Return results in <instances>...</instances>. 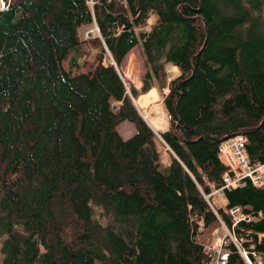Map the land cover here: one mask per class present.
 I'll return each mask as SVG.
<instances>
[{
	"label": "trees",
	"instance_id": "obj_1",
	"mask_svg": "<svg viewBox=\"0 0 264 264\" xmlns=\"http://www.w3.org/2000/svg\"><path fill=\"white\" fill-rule=\"evenodd\" d=\"M0 2V264H208L198 235L222 221L264 264V185L213 200L226 137L246 133L264 162V0ZM137 45L140 90L121 70ZM168 64L164 164L135 100L167 86ZM235 207L252 219L235 223Z\"/></svg>",
	"mask_w": 264,
	"mask_h": 264
},
{
	"label": "built area",
	"instance_id": "obj_2",
	"mask_svg": "<svg viewBox=\"0 0 264 264\" xmlns=\"http://www.w3.org/2000/svg\"><path fill=\"white\" fill-rule=\"evenodd\" d=\"M248 136L246 133H239L224 140L219 147V157L224 165L225 188H235L245 185L247 180L252 181L257 187L264 185V163H254L247 152ZM235 223L240 220H251L252 215L242 207H235L231 210ZM229 236L236 244L241 253L246 257L249 264H254L249 259L241 247L240 240L234 237L233 233L227 229L225 235L218 244L210 248V259L208 264H227L229 251L227 250Z\"/></svg>",
	"mask_w": 264,
	"mask_h": 264
},
{
	"label": "rangeland",
	"instance_id": "obj_3",
	"mask_svg": "<svg viewBox=\"0 0 264 264\" xmlns=\"http://www.w3.org/2000/svg\"><path fill=\"white\" fill-rule=\"evenodd\" d=\"M1 5L2 4L0 2V8H1ZM88 32L89 31L87 27L82 28V33L85 36L90 34ZM138 46L139 47L138 49L136 48V51H134L133 49L128 54V56H126L121 66L122 72L123 71L126 73L128 72L129 74L128 73L127 74L130 75V77L133 79L134 82L137 81V79L139 78L138 77L139 73L142 72L143 74V72L145 71L144 69L145 60H143V56L141 54V47L140 45ZM139 56H141L142 58L143 67H142V63L140 61ZM69 64H70L69 60L68 59L65 60L64 65L67 69H69ZM73 71L74 73L78 72L76 68H74ZM157 90H158L157 97H159V99L161 100L157 101L154 105H152L151 108L146 107V111L144 112H145V116L147 115L146 119L148 123L152 126V128L156 130L155 132L159 134V132H164L170 128L172 115L166 108L165 103L163 102V98L161 97L162 89L157 87ZM118 131L124 139H128L129 137L133 136L136 133L137 129L134 123H132L129 120H126L122 122L121 124H119ZM157 136H158V139L162 141L160 135H157ZM161 143H163L161 144L162 146H160L162 162L164 164H167L170 161L171 151L169 150V147H167L163 141ZM213 200L218 205H224L226 202L224 196L222 195V191H219V193L214 194ZM225 235H227V226L224 229V227L220 225L219 227L209 229L205 233L198 235V238L203 240V242L206 244L207 249L208 248L210 249L214 245L218 244Z\"/></svg>",
	"mask_w": 264,
	"mask_h": 264
},
{
	"label": "crops",
	"instance_id": "obj_4",
	"mask_svg": "<svg viewBox=\"0 0 264 264\" xmlns=\"http://www.w3.org/2000/svg\"><path fill=\"white\" fill-rule=\"evenodd\" d=\"M138 45L137 46H135L133 49H134V51H136V48L138 49ZM141 47V46H140ZM132 49V50H133ZM131 50V51H132ZM130 51V52H131ZM129 52V53H130ZM128 53V54H129ZM139 54H140V52H139ZM141 54H142V49H141ZM128 56V55H127ZM142 56H143V54H142ZM139 58H140V61H141V63H142V67H143V62H142V58H141V56H139ZM143 60H144V57H143ZM167 74H168V76H167V86L166 87H164V88H162V98H163V102H164V95L165 94H167L168 92H169V90H170V81L171 80H173L177 75H179L180 74V66H176V65H167ZM144 69H145V71L143 72V74H142V72H140L139 73V75H138V79H137V81H133V79L130 77V75H128L126 72H124L123 71V78L124 79H127V80H129L138 90H140L141 88H142V86H143V77H144V75L146 74V72H147V68H146V65H145V63H144ZM140 70V69H139ZM131 74V73H130ZM133 75V74H132ZM159 86V81L156 79V82H155V84H154V86L149 90V91H147V92H142V91H139V94H138V97H137V99L135 100V102H136V105H137V107H138V109H139V111H140V113L143 115V117L145 118V120L147 121V119H146V116H145V112L144 111H146V107H148V108H151L152 107V105H154L157 101H160L161 99H159V97H157L158 96V90H157V87ZM124 122V121H123ZM148 122V121H147ZM149 124V123H148ZM150 125V124H149ZM151 126V125H150ZM171 126V125H170ZM152 127V126H151ZM153 130L154 131H156L154 128H153ZM167 131V130H166ZM165 132V131H164ZM156 133V132H155ZM161 133V132H160ZM160 133L159 134H157V135H160ZM259 163H264V162H259ZM222 189V188H221ZM221 189L219 190V191H221ZM223 194V193H222ZM235 224V223H234ZM222 226L224 227V229L226 228V225H225V223L222 221ZM228 229V228H227ZM228 230H230V229H228ZM231 231V230H230ZM232 232V231H231ZM229 236H227V238H228ZM229 239H231L230 237L228 238V240ZM236 245V244H235ZM241 251V250H240Z\"/></svg>",
	"mask_w": 264,
	"mask_h": 264
},
{
	"label": "bare ground",
	"instance_id": "obj_5",
	"mask_svg": "<svg viewBox=\"0 0 264 264\" xmlns=\"http://www.w3.org/2000/svg\"><path fill=\"white\" fill-rule=\"evenodd\" d=\"M169 150H170V148H169ZM171 151V150H170ZM251 183L255 186V187H257L252 181H251Z\"/></svg>",
	"mask_w": 264,
	"mask_h": 264
},
{
	"label": "water",
	"instance_id": "obj_6",
	"mask_svg": "<svg viewBox=\"0 0 264 264\" xmlns=\"http://www.w3.org/2000/svg\"><path fill=\"white\" fill-rule=\"evenodd\" d=\"M228 137H229V136H228ZM225 139H227V137H226Z\"/></svg>",
	"mask_w": 264,
	"mask_h": 264
}]
</instances>
